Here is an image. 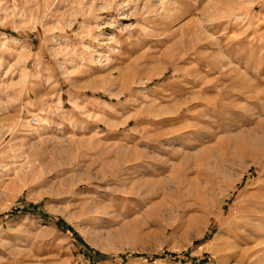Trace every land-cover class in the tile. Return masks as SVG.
<instances>
[{
  "label": "rangeland",
  "instance_id": "1",
  "mask_svg": "<svg viewBox=\"0 0 264 264\" xmlns=\"http://www.w3.org/2000/svg\"><path fill=\"white\" fill-rule=\"evenodd\" d=\"M263 106L264 0H0V264H264Z\"/></svg>",
  "mask_w": 264,
  "mask_h": 264
},
{
  "label": "bare ground",
  "instance_id": "2",
  "mask_svg": "<svg viewBox=\"0 0 264 264\" xmlns=\"http://www.w3.org/2000/svg\"><path fill=\"white\" fill-rule=\"evenodd\" d=\"M228 100V99H227ZM217 104H219V109L223 110L225 109V104L222 102H218ZM216 105V104H215ZM264 107V106H263ZM262 110V109H261ZM264 114V113H263ZM258 118V116H257ZM201 119V118H200ZM260 121V120H259ZM215 125V124H214ZM257 129V128H256ZM216 131V130H215ZM246 134V133H245ZM190 137V136H188ZM257 149V148H256ZM41 154V153H40ZM38 157V155H36ZM171 158V157H170ZM39 159V158H38ZM35 160V159H34ZM38 161V160H37ZM36 161V162H37ZM31 162V161H30ZM50 162V161H49ZM32 164V163H31ZM36 164V163H35ZM34 164V166H35ZM39 164V163H38ZM34 166H31L32 169ZM54 167V166H53ZM56 168V167H55ZM53 168V169H55ZM30 169V168H29ZM39 169V167H38ZM52 168H50L51 170ZM17 171V170H16ZM30 171V170H29ZM32 171V170H31ZM38 171V170H37ZM54 171V170H53ZM50 172V171H49ZM36 173V172H35ZM34 175V174H33ZM57 175V174H56ZM56 177V176H55ZM33 180V178L31 179ZM35 181V180H33ZM55 181V180H54ZM90 181V180H89ZM38 182V181H37ZM36 183V182H35ZM260 183V182H259ZM74 184H78L74 183ZM76 186V185H74ZM31 189V188H30ZM55 193V192H53ZM51 192V195H54ZM48 194V193H47ZM243 195L244 196V203L245 205L243 206L241 212H240V216H239V225L244 228L245 230H247L248 232H251L252 234L253 229L256 225V221L259 220L262 216V211L264 210V181L263 183H260L257 187V191L255 192H251V193H247V192H242L240 194V196ZM55 196V195H54ZM53 196V197H54ZM47 197V196H46ZM243 197H241L242 199ZM261 215V216H260ZM238 225V226H239ZM246 235V234H245ZM249 236V235H248ZM248 241V239H246ZM251 243V242H250ZM209 250V248H206V250Z\"/></svg>",
  "mask_w": 264,
  "mask_h": 264
},
{
  "label": "trees",
  "instance_id": "3",
  "mask_svg": "<svg viewBox=\"0 0 264 264\" xmlns=\"http://www.w3.org/2000/svg\"><path fill=\"white\" fill-rule=\"evenodd\" d=\"M80 239V238H79Z\"/></svg>",
  "mask_w": 264,
  "mask_h": 264
}]
</instances>
